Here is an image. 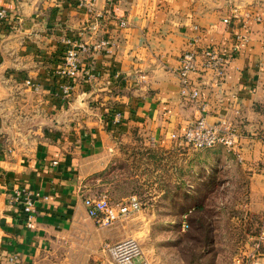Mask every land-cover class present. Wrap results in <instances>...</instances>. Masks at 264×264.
I'll return each mask as SVG.
<instances>
[{"label": "crops", "instance_id": "crops-1", "mask_svg": "<svg viewBox=\"0 0 264 264\" xmlns=\"http://www.w3.org/2000/svg\"><path fill=\"white\" fill-rule=\"evenodd\" d=\"M0 6L6 9L0 264H115L104 243L136 235L154 219L152 210L163 208L161 194L203 191L226 164L248 178V218L264 224V21L242 17L264 0H0ZM95 12L101 16L93 27ZM68 35L89 43L106 38L109 45L80 52L67 100L58 69ZM209 45L226 56L222 76L202 67L201 50ZM188 48L196 51L190 77L197 97L182 93L177 72ZM87 67L90 77L82 73ZM112 108L122 115L117 125L108 121ZM200 115L241 132L242 159L221 144L195 149L172 137ZM148 170L150 204L141 203L137 215L106 227L87 214L86 196L111 200L125 179L146 181ZM20 186L48 195L35 201L30 226L11 198ZM259 260L264 264V251Z\"/></svg>", "mask_w": 264, "mask_h": 264}, {"label": "rangeland", "instance_id": "rangeland-1", "mask_svg": "<svg viewBox=\"0 0 264 264\" xmlns=\"http://www.w3.org/2000/svg\"><path fill=\"white\" fill-rule=\"evenodd\" d=\"M218 168L203 191L159 196L158 203L163 208L152 210L154 219L145 228L138 227L133 236L140 241L151 264H229L251 243L262 225L248 218L250 210L244 205L249 200L248 178L236 164ZM150 173L148 170L146 181L125 179L111 200L117 202L119 195L135 194L142 204L149 205L148 187L153 178ZM195 201L201 204L199 209L193 206Z\"/></svg>", "mask_w": 264, "mask_h": 264}, {"label": "built area", "instance_id": "built-area-1", "mask_svg": "<svg viewBox=\"0 0 264 264\" xmlns=\"http://www.w3.org/2000/svg\"><path fill=\"white\" fill-rule=\"evenodd\" d=\"M83 3L79 1V5ZM87 8L94 11L92 4H88ZM232 14L237 17L240 15L237 8H234ZM101 13H93V24L95 27ZM6 17V9L0 6V20ZM242 17L251 18L255 21H264V6L252 7L244 11ZM229 18L224 17V21ZM121 25L125 24V20L120 19ZM246 40L242 36L240 45H244ZM65 52L58 73L63 75L66 81L61 84V90L64 97L68 100L74 88L73 78L81 71L80 52L90 53L94 50H102L108 48L109 41L106 38H99L91 43L77 40L71 35L64 37ZM203 58L202 67L212 69L217 76H222L226 67V56L215 46H205L201 50ZM197 68L196 51L193 48L185 49L179 57V66L177 69L181 90L183 94L189 93L192 97L198 96L196 88L191 89L190 74ZM85 77L93 75V68L87 67L82 70ZM121 112L119 110L111 113L110 123L117 125L121 121ZM172 137H181L189 146L200 149L212 147L216 144L223 145L228 151L236 154L238 159L240 156L242 134L232 124L224 122L209 123L203 115L195 118L190 122L181 134L174 132ZM264 142V139H263ZM53 162H56L53 161ZM12 201L20 205L23 212L27 215L26 224L32 223V213L35 210V201L38 199L45 200L48 195L42 194L36 189L27 186L17 187L12 194ZM87 214L94 217L100 226H108L119 219L128 218L134 213L140 211L141 202L135 195H129L126 198L113 202L110 198L101 194L98 196H86ZM187 225V224H186ZM185 226V224H184ZM103 248L107 250L115 264H151L150 260L144 254L140 241L133 236H128L118 241L103 244ZM264 251V224L258 232L253 236L251 243L242 252L235 254L229 264H260V254Z\"/></svg>", "mask_w": 264, "mask_h": 264}, {"label": "trees", "instance_id": "trees-1", "mask_svg": "<svg viewBox=\"0 0 264 264\" xmlns=\"http://www.w3.org/2000/svg\"><path fill=\"white\" fill-rule=\"evenodd\" d=\"M77 3L79 4V1H77ZM64 52H65V46H63L62 47V49H61V53H62V55L64 54ZM66 78L64 77V81H66L65 80ZM116 110H118V109H116V108H112L110 111H111V113H113L114 111H116ZM120 111V110H119ZM110 120V118H108V121ZM110 122V121H109ZM100 173H102V172H100ZM169 194H171V193H169ZM193 206L195 207V208H197V209H199V207H201V204L198 202V201H195V203L193 204ZM200 225L201 226H203V223H202V221L200 220Z\"/></svg>", "mask_w": 264, "mask_h": 264}]
</instances>
